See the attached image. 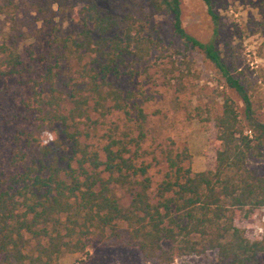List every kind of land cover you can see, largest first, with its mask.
Returning a JSON list of instances; mask_svg holds the SVG:
<instances>
[{
  "label": "trees",
  "instance_id": "trees-1",
  "mask_svg": "<svg viewBox=\"0 0 264 264\" xmlns=\"http://www.w3.org/2000/svg\"><path fill=\"white\" fill-rule=\"evenodd\" d=\"M64 1L26 4L54 14L53 5ZM202 1L216 25L214 0ZM146 2L154 14L173 17L185 46L200 50L239 96L243 116L224 95L213 120L212 168L192 171L186 148H168L167 168L151 197L150 163L138 162L143 114L136 136L127 142L110 138L101 151L82 130L98 122L91 114L125 110L129 96L110 78L133 76L127 58L144 59L154 48L146 22L119 18L89 0L79 11L76 35L46 34L35 26L34 40L24 47L0 42V124L16 127L7 159L0 160V264H63V254L84 253L94 242L136 248L146 264H174L208 251L216 252L218 264L264 255V236L250 239L234 224L264 207V171L248 165H264V121L213 40L185 31L182 0ZM18 7L19 0H0V15ZM41 125L54 128L52 144L36 136ZM116 187L129 193L128 205L120 204Z\"/></svg>",
  "mask_w": 264,
  "mask_h": 264
},
{
  "label": "rangeland",
  "instance_id": "rangeland-1",
  "mask_svg": "<svg viewBox=\"0 0 264 264\" xmlns=\"http://www.w3.org/2000/svg\"><path fill=\"white\" fill-rule=\"evenodd\" d=\"M89 0H65L52 9L37 13L27 7L33 0H19V7L0 15V42H19L20 47L33 41V27L44 33L58 36L76 35L79 30V11ZM96 4L114 16H131L146 22V34L154 40V48L144 59L127 58V65L135 71L133 76L110 78L113 86L120 88L126 99L125 110L113 111L105 117L91 114L96 124L88 123L82 130L88 132L86 142L101 151L110 138L127 142L138 134L142 121L144 140L140 143L142 156L149 162L151 178L150 196L162 178L167 165L165 151L168 148H186L191 156L192 171L211 169L215 160L214 117L222 110L223 96L231 97L243 116V104L239 96L225 86L220 73L204 54L190 46L174 32L173 17L154 14L146 0H94ZM218 16L214 25L202 0H182L181 22L185 31L202 42L212 41L232 71L244 84L253 99L258 118L264 121V0H214ZM217 32L214 34V28ZM46 39L50 36L46 35ZM127 68V67H126ZM140 110L142 113H140ZM16 127L0 124V160L7 159L5 148ZM41 141L52 144L54 128L41 125L37 132ZM131 146V150H133ZM248 165L264 171V165L249 161ZM122 206L129 203L130 195L115 188ZM234 224L245 230L250 238L264 236V207L246 219ZM63 264H146L138 250L129 246L104 245L94 242L84 253H66L60 257ZM174 264H218L215 251L203 255L179 257ZM242 264H264L260 255Z\"/></svg>",
  "mask_w": 264,
  "mask_h": 264
},
{
  "label": "clouds",
  "instance_id": "clouds-1",
  "mask_svg": "<svg viewBox=\"0 0 264 264\" xmlns=\"http://www.w3.org/2000/svg\"><path fill=\"white\" fill-rule=\"evenodd\" d=\"M52 138H53V137H51V136L49 137V139H52ZM45 142H47V141H45Z\"/></svg>",
  "mask_w": 264,
  "mask_h": 264
}]
</instances>
